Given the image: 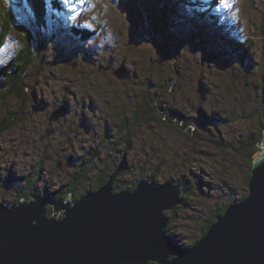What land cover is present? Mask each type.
<instances>
[{
  "label": "rangeland",
  "instance_id": "rangeland-1",
  "mask_svg": "<svg viewBox=\"0 0 264 264\" xmlns=\"http://www.w3.org/2000/svg\"><path fill=\"white\" fill-rule=\"evenodd\" d=\"M124 1L70 0L63 13L47 7L40 27L28 0H8L35 42L15 32L0 38V71L26 44L35 58L28 57L27 76L1 78L12 93L0 91V122L13 112L29 122L0 137V206L19 205L13 201L24 190L64 205L71 194L74 206L105 187L110 172L117 173L113 184L125 187L112 194L134 192L148 176L157 185L178 180L190 195L185 210L165 212L173 218L166 236L192 245L189 238L199 236L218 206L250 196L254 161L263 152L264 0H140L139 14L149 18L135 28ZM200 3L205 18L197 14ZM243 46L249 52L239 62ZM47 61L53 65L44 68ZM55 112L61 116L53 121ZM203 116L215 136L197 128L194 119ZM247 132L260 147L244 138Z\"/></svg>",
  "mask_w": 264,
  "mask_h": 264
},
{
  "label": "water",
  "instance_id": "water-1",
  "mask_svg": "<svg viewBox=\"0 0 264 264\" xmlns=\"http://www.w3.org/2000/svg\"><path fill=\"white\" fill-rule=\"evenodd\" d=\"M137 1V5L124 1L127 8L131 7L127 9L132 13L131 28L140 27L141 19L149 18L145 12L139 14L141 1ZM158 40L163 43V38ZM216 46L224 55V46ZM63 64L68 63L64 60ZM218 64L217 58L219 69ZM60 116L55 112L51 120ZM262 149L254 161L250 198L241 206L230 203L226 215L190 252L166 236L170 219L163 215L181 202V187H173L169 181L161 186L148 181L134 192L115 196L111 184L116 173L105 187L82 197L74 206L69 200L64 205L44 196L32 197L36 202L28 206L23 202L10 210L0 206V264H264ZM48 204L54 206L55 218L63 210L66 219L60 223L45 220Z\"/></svg>",
  "mask_w": 264,
  "mask_h": 264
},
{
  "label": "trees",
  "instance_id": "trees-1",
  "mask_svg": "<svg viewBox=\"0 0 264 264\" xmlns=\"http://www.w3.org/2000/svg\"><path fill=\"white\" fill-rule=\"evenodd\" d=\"M29 1V4L31 5V9L32 11L34 12V14L38 17L36 19V22L38 23V25H40V27H42V25L45 26V23H46V16H47V12L45 8H47L48 6L45 4L46 3V0H35L30 2ZM177 1V0H176ZM44 2V4H43ZM195 2H193L191 4L192 8H195L193 5H194ZM0 4L4 5V8H5V12L3 14H1L0 18V38H4L5 40H7L9 38V36L15 32V34L19 33L22 36H24L25 38H30V39H33V41L35 42V38L33 35H28L27 34V29L25 26L23 25H20L18 23L19 19H18V16L15 12H12L10 13L9 12V8H8V0H0ZM51 7H48L51 12H57V8H59L58 10H60V13H63L64 9H65V6L63 5V2L62 1H59L58 0H51L50 3ZM36 5V6H35ZM211 5V4H210ZM197 10V14L199 15V17H203V11H204V8H203V3H200L199 5L196 6ZM29 9V8H28ZM30 10V9H29ZM149 10V9H148ZM150 11V10H149ZM37 12V14H36ZM187 13H191L192 15L196 13H194V11H187ZM11 15L10 17L8 15ZM210 13H208L209 15ZM146 16V14H145ZM210 18H212V16L210 15L209 16ZM12 19V21H11ZM39 19V20H38ZM207 20V25L210 24V20L209 19H206ZM39 21V22H38ZM42 22V23H41ZM20 30V32L17 30ZM33 36V37H32ZM83 36L86 38V35L83 34ZM23 38V37H22ZM223 43H224V39H222ZM222 45V43H221ZM231 51L234 49V45L233 44H227L226 45ZM39 48V51H37V55H40L43 50V44H39L38 46ZM27 48L30 49V46L26 44V46L24 45L22 48H21V51L19 50L16 54H14V58L13 60L8 64V66H6L4 68L3 71H0V86L2 84V87L0 89L1 92L5 93L6 97L11 95L12 93V90L9 89V90H6V87H5V81H3L2 83V80L1 78H4L6 81H10L11 79H13L14 77L18 76L19 74H24L25 76H27V69L30 65V63L28 62V57H32V58H35L34 56L32 55H29L27 53ZM31 49L33 50V48L31 47ZM249 52V46L246 47V46H243L241 48V53H239V55L237 56L239 58V62H244L245 61V57H247V53ZM43 67L44 68H48L49 66L53 65L52 63H49V62H43ZM124 68V67H123ZM22 69H24L22 71ZM49 74V73H47ZM20 78H18L17 80V83L16 84H20ZM251 81H249L250 83ZM153 84L155 85V82H153ZM65 104V103H63ZM61 107L66 108L64 105H61ZM15 114H17L18 116H15ZM206 118H208L206 115H205ZM204 116L202 117V119H194V121H197L198 124H197V128L199 130H201L202 132H211L210 129L207 128L208 124L206 123V118ZM27 121L29 122V119L26 118L24 116V114L22 113H17V112H13L11 113V116H6L1 122H0V129L4 127V129L2 131H0V137H2L3 135L7 134V133H10V132H13L15 129H16V126L18 125L19 122L21 121ZM188 120V119H187ZM9 123V124H8ZM8 124V125H7ZM196 124V122H195ZM213 124V123H212ZM201 127V128H200ZM263 131H264V126H263ZM211 135L212 136H215L212 132H211ZM246 139H249L251 141H254L255 143L254 144H258L259 143V138L255 137V136H252L249 134V132L246 133L245 137ZM233 146V145H232ZM237 150H240V149H237ZM245 156H246V159L248 157V154L245 152ZM90 163H88V165H90ZM252 164V163H251ZM87 165V166H88ZM117 170H120L119 167L117 168ZM160 174V173H159ZM113 175H116V172H110L109 173V178L112 177ZM146 177V176H145ZM144 177V178H145ZM149 177V178H148ZM146 177L147 180H151L152 182L156 183L157 180H155L153 177L151 176H148ZM107 180H103V183H105ZM115 181H117V175H116V178H115ZM170 182H174V183H178L180 185H182L184 187V189L186 190L185 191V195H190V191L189 189L185 186V184L182 182V181H178V180H169ZM185 181H187L185 179ZM158 183V182H157ZM68 185V184H67ZM113 186V189L115 191H122V189H124L125 187L124 186H116L115 183ZM43 189V188H42ZM128 190H131V189H128ZM134 190V189H133ZM249 190V189H248ZM23 191V190H22ZM43 191H47L45 188L43 189ZM126 191V190H125ZM28 192V191H26ZM56 192L60 195V191H59V188L56 189ZM126 192H131V191H126ZM249 194V192H248ZM185 195L182 197V200L180 199L181 201V204L178 205L176 208V211H172L170 213H177V212H180L181 210H185L186 209V196ZM20 200H17L16 202H20L22 199H26L27 202L30 201V199L32 198V196L30 195V193L28 192V194L24 197L22 195H20ZM248 197V196H247ZM247 197H244V198H241L239 199V201L235 202V204L237 203H241L243 202L245 199H247ZM65 199L67 200H71V197H66ZM233 204V202L231 203ZM230 206V203H223L221 204V206H218V209L213 212V216L207 221V225H205L200 231H199V236L198 237H190L189 240H191L192 242V245H185V243H181V247L183 249H189V248H192L194 245L198 244L208 233V231L210 230V228L213 226L212 224L217 221V219L222 216L226 211V208ZM48 214L49 216H52L54 214L53 210L52 209H49L48 210ZM167 218H169L170 220L173 218L170 217V215L168 214ZM170 223V222H169ZM192 226H195L194 223L192 224ZM171 238L172 241L173 240V237H174V234H171L169 236ZM151 264H154V263H151Z\"/></svg>",
  "mask_w": 264,
  "mask_h": 264
},
{
  "label": "bare ground",
  "instance_id": "bare-ground-1",
  "mask_svg": "<svg viewBox=\"0 0 264 264\" xmlns=\"http://www.w3.org/2000/svg\"><path fill=\"white\" fill-rule=\"evenodd\" d=\"M31 6V5H30ZM29 7V6H28ZM31 9V8H30ZM33 12V11H32ZM34 13V12H33ZM36 14H37V12H36ZM34 17H35V19H37L38 17L34 14ZM39 20V19H38ZM39 22V21H38ZM42 23V22H41ZM46 23H47V16H46ZM38 26V25H37ZM73 31V30H72ZM46 33V32H45ZM33 37V36H32ZM48 49V48H47ZM91 50V49H90ZM86 52H87V49H86ZM40 61V60H39ZM48 62V61H47ZM67 63H69V64H73L72 62H67ZM159 70V69H158ZM123 71H127V73H129L128 72V70H123ZM58 111H63L61 108L60 109H57ZM116 178V177H115ZM149 182H151V183H153L152 181H150V180H148ZM110 182V181H109ZM108 182V183H109ZM170 182V181H169ZM170 183H174V182H170ZM175 185H178V186H180L181 187V190H182V192H183V194H181V195H178L179 197H180V199L183 197V195L185 194V189H184V187L182 186V185H180V184H178V183H174ZM111 185H114L113 183L111 184ZM159 186H161V184L159 185ZM136 189V188H135ZM134 189V190H135ZM249 189H250V187H249ZM111 191L113 192V191H115L114 189H113V186H112V188H111ZM113 195H115V196H118V195H120V194H113ZM45 196V195H44ZM250 196H251V190H250ZM250 196H248L247 197V199H245L243 202H246L249 198H250ZM39 197V196H38ZM37 197V198H38ZM40 198L41 199H44V197H42V196H40ZM30 202H32V203H35L36 202V200H34L33 198H31L30 199V201L29 202H26V201H23V206H28L29 204H30ZM242 203V202H241ZM181 204V202L178 204V205H180ZM237 205H239V206H241L242 204H237ZM177 207V206H176ZM176 207H174L173 209H175ZM172 209V210H173ZM48 208L46 207V209H44V216H45V220H47V219H55L56 221H58L57 223H60V222H63L64 221V219H66V215H64L65 216V218L63 219V220H59L58 219V217H56L55 218V216L54 215H56L57 216V213H54L53 214V216H49V214H48ZM165 212H166V210L165 211H163V215L165 216ZM226 213H227V211L225 212V214H223V216H220L219 218H223L225 215H226ZM62 215H63V213H61ZM61 214H58V216H60ZM166 217V216H165ZM47 218V219H46ZM218 218V219H219ZM166 219H168L167 217H166ZM217 219V220H218ZM48 221V220H47ZM213 227V226H212ZM211 227V228H212ZM211 228H210V230H211ZM210 230L208 231V233H207V235L205 236V237H207L208 236V234H209V232H210ZM205 237L203 238V239H205ZM202 239V240H203ZM201 240V241H202ZM175 243V242H174ZM177 246H179L180 248H182L179 244H177ZM196 247V246H195ZM194 246L192 247V248H189V249H182L184 252H190L193 248H195ZM169 263H171V261L170 260H167ZM173 261V260H172Z\"/></svg>",
  "mask_w": 264,
  "mask_h": 264
},
{
  "label": "flooded vegetation",
  "instance_id": "flooded-vegetation-1",
  "mask_svg": "<svg viewBox=\"0 0 264 264\" xmlns=\"http://www.w3.org/2000/svg\"><path fill=\"white\" fill-rule=\"evenodd\" d=\"M10 116H11V115H10ZM8 124H9V123H8ZM8 124H7V125H8ZM3 129H4V127H3V128H1V129H0V131H2ZM48 132H49V130H48ZM47 135H48V133H47ZM17 136H18V131H17ZM23 138H25V137H23ZM6 139H7V140H9V139H11V138H9V137H6ZM6 139H5V140H6ZM5 140H4V141H5ZM17 156H19V158H20V155H19V153H18V155H17ZM128 189H130V187H127V189H125V190L127 191ZM128 191H130V190H128ZM19 194H20V193H19ZM22 194H23L22 196H24V197H25V196L28 194V192H26V191L24 190V192H23ZM20 195H21V194H20ZM30 195H31V194H30ZM67 197H70V196H69V195H67ZM16 201H17V200H14L13 202H16Z\"/></svg>",
  "mask_w": 264,
  "mask_h": 264
},
{
  "label": "snow or ice",
  "instance_id": "snow-or-ice-1",
  "mask_svg": "<svg viewBox=\"0 0 264 264\" xmlns=\"http://www.w3.org/2000/svg\"><path fill=\"white\" fill-rule=\"evenodd\" d=\"M70 2V0H63V3L67 5Z\"/></svg>",
  "mask_w": 264,
  "mask_h": 264
}]
</instances>
